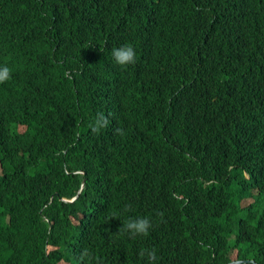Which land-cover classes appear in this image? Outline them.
<instances>
[{
	"label": "trees",
	"instance_id": "16d2710c",
	"mask_svg": "<svg viewBox=\"0 0 264 264\" xmlns=\"http://www.w3.org/2000/svg\"><path fill=\"white\" fill-rule=\"evenodd\" d=\"M19 2L0 0V211L15 224L0 226V264H82L85 248L101 264H146L141 249L155 264H264V0H24L29 18ZM181 7L207 11L194 40L246 47L196 60ZM125 44L136 63L121 70L111 52ZM109 86L114 125L94 134ZM193 93L229 132L189 109ZM231 104L241 118H225ZM129 217L150 234L118 232Z\"/></svg>",
	"mask_w": 264,
	"mask_h": 264
},
{
	"label": "clouds",
	"instance_id": "9594fccd",
	"mask_svg": "<svg viewBox=\"0 0 264 264\" xmlns=\"http://www.w3.org/2000/svg\"><path fill=\"white\" fill-rule=\"evenodd\" d=\"M18 15L21 18L34 17V14L28 10L24 0H20L18 4ZM178 24H179L180 33L190 45V49L194 58L200 62H204L208 59L221 62L220 60L215 58L216 53L219 52L232 53V52H237L243 49L244 47H246L244 46L232 50H219L220 44L222 42L220 36L215 38L213 43H209L204 40H194L193 36H196L198 32L208 31L207 30L209 25L208 14L207 11L201 7H196L194 9H186L184 7L178 8ZM6 32L7 31L5 29L0 28V43L6 39ZM111 55L116 65H118L121 68V70H125L128 66L136 63L137 54L134 47L131 44H125L120 46L119 48H113ZM11 76H12V69H10L7 66V64L0 66V84H5L6 82H8L11 79ZM190 76L202 77L203 75L200 74L199 71L194 72L191 70ZM185 100L191 111L209 117L212 129L219 128L220 131H223L225 133L230 131L228 128H226L223 125L222 120L218 116H216L211 112H206L200 108V103L207 102L206 96L203 95L196 96L193 93L190 95L188 99ZM116 106H117V93L114 91L112 86H109V90L102 99V102L100 103L95 118L93 119L92 123L89 124V128L91 129L92 133L99 134L102 130L114 125L112 111L116 108ZM238 113H239L238 106L235 104H231L226 109L225 118H227L228 120H236L237 118H241L240 116L237 115ZM193 118L196 119L195 115H193ZM33 132H29V133L32 134ZM114 134L123 137L126 135V131L121 127H116L114 129ZM76 135L78 136L79 133L77 132ZM59 149L63 152V155H65V149L63 147H60ZM57 152L58 150L54 149L49 154H42L41 158L52 154L57 155ZM90 152H91V148L88 142L85 150V158H87L90 155ZM36 155L37 153H33V158H35ZM81 173L84 174L83 171H81ZM83 181L79 194L82 192V190L85 187L86 181L84 183ZM79 194L73 196L72 198H62L61 200L65 203L73 204L74 202L77 201ZM56 195L58 194L56 193ZM124 210L126 212L131 211V205H125ZM158 215L163 217V213H158ZM0 226L15 232V224L12 216L4 211H0ZM151 228H152V221L148 217H138V218L129 217L122 224V227L119 228L118 232L127 234L130 238L135 239L137 237H147L150 234ZM50 230L51 228L49 229V231ZM139 255L141 257L146 258V264H155L157 259L155 249H141ZM80 259L82 261V264H101V262L95 257V255L86 248L81 251ZM247 260L254 261L250 259L235 260V261H247ZM254 262L255 264H258L256 261ZM248 264H253V263H248Z\"/></svg>",
	"mask_w": 264,
	"mask_h": 264
},
{
	"label": "rangeland",
	"instance_id": "374dc122",
	"mask_svg": "<svg viewBox=\"0 0 264 264\" xmlns=\"http://www.w3.org/2000/svg\"><path fill=\"white\" fill-rule=\"evenodd\" d=\"M23 130V129H22ZM79 133V135L77 136L76 135V133ZM82 135V131L80 130V129H75V131H74V137H73V139L71 140V144H70V147H73L74 146V143H75V139L76 138H78L79 136H81ZM85 162H86V160H85ZM255 192V191H254ZM247 201V204H250L251 202H252V200H246ZM22 236H23V234H21ZM52 249V247H49V250H51ZM236 257H237V251H235L234 252V254L232 255V259H236Z\"/></svg>",
	"mask_w": 264,
	"mask_h": 264
},
{
	"label": "water",
	"instance_id": "95a60500",
	"mask_svg": "<svg viewBox=\"0 0 264 264\" xmlns=\"http://www.w3.org/2000/svg\"><path fill=\"white\" fill-rule=\"evenodd\" d=\"M84 182H85V181H83V183H84ZM242 263H245V264L253 263V264H255L254 261H249V260H247V261H235V262H231V263H229V264H242Z\"/></svg>",
	"mask_w": 264,
	"mask_h": 264
}]
</instances>
